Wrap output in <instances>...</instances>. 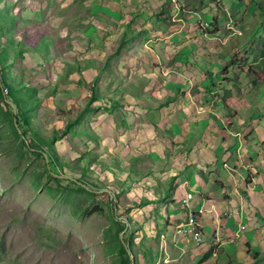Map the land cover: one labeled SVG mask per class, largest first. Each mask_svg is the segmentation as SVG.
I'll use <instances>...</instances> for the list:
<instances>
[{
	"label": "rangeland",
	"instance_id": "rangeland-1",
	"mask_svg": "<svg viewBox=\"0 0 264 264\" xmlns=\"http://www.w3.org/2000/svg\"><path fill=\"white\" fill-rule=\"evenodd\" d=\"M200 1L0 0V264H264V231L246 247L245 234L252 240L256 229L245 217L240 223L232 214L230 231H219L196 214L201 190L178 185L193 170L192 141L175 147L171 119L162 120L176 112L175 96L184 125L204 127L194 144H208L209 129L224 131L228 115L236 133L246 131L243 154L256 161L264 0ZM182 93L211 109L197 115L196 103L180 102ZM156 100L167 103L164 110ZM8 102L29 119L27 142L52 165L22 142ZM166 130L171 135L160 133ZM251 168L239 167L236 180L250 174L259 182ZM225 186L204 190L236 197ZM190 212L202 218L199 245L179 227Z\"/></svg>",
	"mask_w": 264,
	"mask_h": 264
},
{
	"label": "crops",
	"instance_id": "crops-1",
	"mask_svg": "<svg viewBox=\"0 0 264 264\" xmlns=\"http://www.w3.org/2000/svg\"><path fill=\"white\" fill-rule=\"evenodd\" d=\"M176 49L177 51H181L179 47H177ZM196 75H198V73H196ZM209 82L211 83L210 79ZM182 95H183L182 98H178L180 99V102L182 100L184 103L192 104L191 101H193L194 103L197 104L196 107L197 115H200L203 112L202 110L208 109L207 107L202 108L200 104L197 103L195 99H193V97H191L189 94L182 93ZM208 95L209 98L213 97L211 96V93ZM230 95L224 97V100L222 101L225 105V108L228 111L230 110V108H232L230 105L232 97ZM174 99L175 96L174 98H171L172 100L171 103L174 105V107H176V112H174V114H171L170 111L169 114L167 113L164 115L162 120L163 122H166L167 115L171 119L170 123H172L174 127L175 137H176L175 139L180 140L179 143H175V147L178 146V144L181 146L188 147L187 143L189 141H192V147L189 148V151L192 152L191 155H193L191 160L192 165L190 164L191 165L190 167L193 170H191L190 174L188 173L186 174V176L180 177V179H178V185L184 184V186L191 187L193 191H196L197 187H199V189L201 190L199 195L203 200V203L199 208V211H201V213L199 214L201 215V217L202 215H205L206 220H210L212 223H214L216 228L217 229L219 228V231L220 229H223L225 231L228 230L230 231L228 225L232 224L236 220L234 216L232 217V214L234 215L238 213L236 214V216L238 215V221H240V223L243 220L241 218L245 217L244 219L247 221V224L253 225L254 228L256 229V231L255 230L251 231L252 240L250 239L249 235L247 236V234H245L246 238L248 237L247 239L248 242L246 243V247H247L248 246L247 244H251L253 242V240L255 239V234L257 232L264 231V222H260L257 220L258 216L260 215L259 213L260 210H264V194L261 196V194L259 195L257 193L259 187H262L264 191V152L260 151V153H258L259 150L264 149V147H262L264 146V126L261 125V120L259 119V125L255 129V136L259 137V135H261V138H259L260 143L258 145V150H256L257 153L256 161L252 160V156H249L245 153L243 154V151L244 149L247 148V145L244 144L245 141L243 143L239 142L241 140L239 136L240 133L245 135L246 131L245 129L240 128L238 129L239 133L238 132L236 133L235 131H237V129L235 130V128L230 126L227 122L228 115L226 116V118H223L221 122L224 131H222L217 126L214 127L213 129L210 128L208 133V135L210 136L208 144L207 143L194 144L196 139H201L198 135L202 134L204 127H200L197 123H193V122L184 125L185 123H187V121L181 116L179 112V107L181 104L175 105ZM156 102L158 103L159 107H161V109L163 110L164 107L167 106V103L165 104V102L163 101L160 102L156 100ZM178 116H180L181 119H179ZM231 118L232 115L229 116V119ZM218 121L220 122V119ZM238 124L242 126L244 124V121L239 120ZM160 133L167 134L168 132L166 130L165 132L160 131ZM250 133H252V131H250L249 134ZM203 135L207 136L206 132L203 133ZM195 136L197 137L195 138ZM217 137H220V139L218 140V144L211 143L213 139H218ZM244 139H246V136L244 137ZM211 147H215L216 150H219L220 154L215 155V152H213L210 149ZM248 150H253V149L249 148ZM219 157L224 159V161L222 162V168L224 170L228 169L227 170L228 173H225V175H227L226 178L224 176H220V173L216 172V170H218L217 163L220 161L218 160ZM214 160L215 162H217L215 165L213 164ZM202 167H205L204 169L207 170L204 172H202L203 170L199 171L198 169ZM239 167L244 169L247 173H248L247 171L248 169L252 170L251 167L257 169L258 170L257 177L259 178V182L261 184L259 182L255 183L254 177L251 176L250 174H247L248 178H250L249 181H247V178L244 181L241 179L240 181L236 180L235 175L237 174ZM209 180L213 182V186L208 185ZM225 182L232 184L233 194L236 195V197H233L232 195L229 196L227 194L224 196H219V191H213V192L208 191V193H205L206 191L204 190L205 187H207V189L209 190H214L215 188H221L222 190H224L226 188ZM231 204H234L235 209H232ZM224 215L225 218H222V216ZM249 217H251V219ZM200 220H201L200 222L202 223V218H200ZM237 231L235 232L236 236H237L236 234ZM255 251L258 252L257 249ZM262 260H264V258Z\"/></svg>",
	"mask_w": 264,
	"mask_h": 264
},
{
	"label": "trees",
	"instance_id": "trees-1",
	"mask_svg": "<svg viewBox=\"0 0 264 264\" xmlns=\"http://www.w3.org/2000/svg\"><path fill=\"white\" fill-rule=\"evenodd\" d=\"M170 1H172V0H170ZM183 1V0H182ZM204 1H208L209 3L210 2H214V0H201L200 2V4H204ZM162 14H163V12H162ZM213 18V22L216 20V18L213 16L212 17ZM123 44H125V43H123ZM119 53H120V50H118L117 52H116V55H119ZM258 56H260V58L261 59H264V43H263V49L259 52V54H258ZM260 61H258V62H256V64H258ZM261 64V63H260ZM226 69V68H225ZM209 74V73H208ZM221 78H224V77H221ZM3 81L1 80V82H0V97H1V99H3ZM226 94H231L230 92H227ZM3 101V100H2ZM5 106L7 107V108H10L11 110H12V108L9 106V105H7V104H5ZM16 107L15 108H17V111H18V115H16V114H14L13 113V116H15V119H16V123H17V125H18V127L17 126H15V128H16V130L17 131H20L21 132V134L23 135V137H24V140L22 141L25 145H26V147H28L29 149H30V151H31V153L32 154H34V155H39V156H41L42 158H45L44 156H47L46 158L48 159V161H49V164L50 165H52L53 163H52V161H51V159H50V155L49 154H47V155H45L44 153H41L40 154V152L39 151H35L36 149H37V147H36V145L33 143V140H29L28 142H27V140H28V136H27V130H26V125H29V119L28 118H22V114H21V111H20V109L17 107V105H15ZM13 111V110H12ZM14 112V111H13ZM20 116H21V118H20ZM50 178L53 180V181H55V182H57V183H60V182H62V179H60V178H58V177H54L53 175L52 176H50ZM70 181V183L73 185H76V186H78L79 187V185H77V183L76 182H74V180L72 181V180H69ZM69 183V182H68ZM80 188V190H82V191H86L87 189H85V188H83L82 186H80L79 187Z\"/></svg>",
	"mask_w": 264,
	"mask_h": 264
},
{
	"label": "built area",
	"instance_id": "built-area-1",
	"mask_svg": "<svg viewBox=\"0 0 264 264\" xmlns=\"http://www.w3.org/2000/svg\"><path fill=\"white\" fill-rule=\"evenodd\" d=\"M193 199V196L192 194H187V197L183 200V206L185 208H188L190 206V200ZM199 213H201V211H199L198 213L196 212V214L198 215ZM180 228H183V231L184 232H188L191 234V237L194 241V243L196 245H199V243H201L202 241V235H203V226L202 224L200 223V221L196 220V217H195V213L193 212H190L188 214V219L186 222H183L180 223L179 225Z\"/></svg>",
	"mask_w": 264,
	"mask_h": 264
},
{
	"label": "water",
	"instance_id": "water-1",
	"mask_svg": "<svg viewBox=\"0 0 264 264\" xmlns=\"http://www.w3.org/2000/svg\"><path fill=\"white\" fill-rule=\"evenodd\" d=\"M8 105L11 107V108H13V111H14V114H17V109L14 107V105L12 104V103H10V102H8ZM16 126L18 127V125H17V123H16ZM45 158V162H46V164L48 163V160H47V158H46V156H44ZM54 177H58V178H60V179H63L64 177L63 176H59V175H54V174H52ZM72 180V179H71ZM73 181V180H72ZM85 189H86V187H84ZM87 190H89V189H87Z\"/></svg>",
	"mask_w": 264,
	"mask_h": 264
}]
</instances>
